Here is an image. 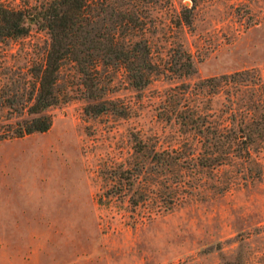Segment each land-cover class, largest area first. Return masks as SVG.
<instances>
[{
	"label": "rangeland",
	"instance_id": "1",
	"mask_svg": "<svg viewBox=\"0 0 264 264\" xmlns=\"http://www.w3.org/2000/svg\"><path fill=\"white\" fill-rule=\"evenodd\" d=\"M141 4L154 59L195 71L88 98L65 63L49 129L0 140V264H264V0H196L190 25L192 0ZM48 41H0V123Z\"/></svg>",
	"mask_w": 264,
	"mask_h": 264
},
{
	"label": "trees",
	"instance_id": "2",
	"mask_svg": "<svg viewBox=\"0 0 264 264\" xmlns=\"http://www.w3.org/2000/svg\"><path fill=\"white\" fill-rule=\"evenodd\" d=\"M141 1L116 6L111 0H40L30 10L0 3V41L25 35L31 23L49 36L41 57L26 68L30 89L21 110L15 111L21 117L0 123V140L49 129L52 114L48 109L64 100L58 81L67 62L75 64L88 98L110 91L119 70L135 88L146 86L159 73H193L194 60L186 49L167 59H154L145 35L148 21ZM192 1L191 6L183 5L176 23L191 24L196 0Z\"/></svg>",
	"mask_w": 264,
	"mask_h": 264
}]
</instances>
